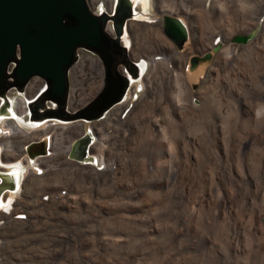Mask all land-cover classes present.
I'll use <instances>...</instances> for the list:
<instances>
[{
	"label": "rangeland",
	"instance_id": "rangeland-1",
	"mask_svg": "<svg viewBox=\"0 0 264 264\" xmlns=\"http://www.w3.org/2000/svg\"><path fill=\"white\" fill-rule=\"evenodd\" d=\"M260 1L163 0L165 11L191 25L187 53H210L212 59L186 71L183 86L172 75L175 86L165 93L173 106L161 103L153 86L137 102L139 84H132L124 104L133 108L121 118L113 110L93 124L94 166L77 169L57 151L40 164L45 168L40 175L23 167L15 212L23 210L26 218L6 216L0 264H264ZM152 32L171 47L158 27ZM237 36L248 40L237 42ZM132 51L137 56L136 48ZM169 64L147 69V82L165 68L176 72ZM75 88L72 93L79 95ZM18 91H10L14 102L21 97ZM54 121L47 130L59 135L62 126ZM42 127L31 135L41 136ZM79 128L72 127L73 134ZM100 157L105 167L98 171Z\"/></svg>",
	"mask_w": 264,
	"mask_h": 264
},
{
	"label": "flooded vegetation",
	"instance_id": "flooded-vegetation-1",
	"mask_svg": "<svg viewBox=\"0 0 264 264\" xmlns=\"http://www.w3.org/2000/svg\"><path fill=\"white\" fill-rule=\"evenodd\" d=\"M208 2H210V0H207V3ZM207 3H205L204 6H207ZM149 5L150 10H148ZM88 7L93 15L100 17L103 30L109 38V45L107 48L109 53L108 59L103 60L100 53L85 46H78L75 49L74 60L67 69L68 86L64 102L59 104L56 100L48 97L46 95L47 88L34 100L28 103V121H24L21 115H19V112L13 109L12 99L9 96L11 93L10 91L12 89H18V92L31 90L34 84L36 85L37 82H39L38 78L43 79L45 82L46 80L41 76H37L38 78L33 76L27 81L25 86L20 89L15 86V79L9 78L10 84L7 86L4 93V96H7L10 101L13 114L21 118L22 122H20V124L23 125L25 123V125L34 127L41 122L56 119L63 129V131L59 132V135L61 134L59 136L60 142L57 143L61 146L62 150L58 151L64 153V149L68 147L69 151L66 158L80 165L87 163L85 160L92 156L91 151L98 142L94 131V122L103 121L113 110H118V118H121L133 108L134 104H129L128 106L124 104L127 91L132 84H139L138 91H140V93L136 99L137 102H140L146 97L147 87L153 86L155 88L154 94L156 95V93L160 92L162 96L160 102L173 106V101H171L169 95L165 93L168 89L170 90L175 86L172 81V75L176 74L178 84L183 86L185 85L184 74L186 71L189 69L194 71L198 68L200 64L206 61V59H204L206 55L210 56L209 60L212 59L210 53L204 55H200L199 53H187L185 44L189 40V28L191 25L185 20L184 16L165 11L163 0H104L103 2L99 0L98 4H90ZM152 12L155 14V17H148L147 15ZM165 16H171L177 19L181 27H183L184 36L186 37L185 41L181 42V39L178 37L170 38L164 34L171 42L170 48L152 32V28L157 27L161 32L163 31ZM136 24L141 25V28ZM117 31H119V34H117ZM134 48H136L137 56L132 55V50ZM156 48L158 49L157 51ZM155 52H159L160 54H155ZM83 55H87L90 58V63L88 65H86L85 61L81 58ZM82 60L84 64L80 68L79 66ZM167 61L172 63L169 64L168 67H172L173 65L176 72L172 70L169 71L165 68V72H161L160 76H156L153 81L147 82V78L150 76L147 69L156 62L167 64ZM74 71L77 72V75L87 72L91 80V91L86 104L79 108H76L79 95L77 93H72L70 87V78L72 80ZM111 88H113V92H110ZM112 99L116 100L111 103ZM2 104V96H0V108ZM85 109H88L90 118H79L76 116ZM3 120L13 123L16 119L10 117ZM83 122L89 125L81 127ZM76 125L80 126V130L78 134H73L71 129ZM71 137L73 138L70 142ZM83 138H87L83 156L80 159H76L71 156V153L75 143ZM43 142L46 144L45 140ZM65 142L66 145L63 147V143ZM34 149L35 146H30L28 148V150ZM15 173L16 171L14 170L8 179L9 181H13V177L16 175ZM18 180L20 179L18 178ZM18 180L10 185L4 181L0 186L1 198L8 193L6 197L9 201H13L14 194H12V190L18 189Z\"/></svg>",
	"mask_w": 264,
	"mask_h": 264
},
{
	"label": "water",
	"instance_id": "water-1",
	"mask_svg": "<svg viewBox=\"0 0 264 264\" xmlns=\"http://www.w3.org/2000/svg\"><path fill=\"white\" fill-rule=\"evenodd\" d=\"M164 19L163 34L184 42V29L178 20L171 16ZM101 21L90 12L86 0H0V96L4 97L9 78L15 79V86L21 89L31 77L41 76L49 83L46 95L62 104L68 86L67 69L78 46L108 59L109 38ZM234 40L245 42L248 37L237 36ZM76 116L90 118L88 109ZM43 141L27 154L33 157L44 153ZM86 142L87 138L78 140L71 156L80 159Z\"/></svg>",
	"mask_w": 264,
	"mask_h": 264
},
{
	"label": "built area",
	"instance_id": "built-area-1",
	"mask_svg": "<svg viewBox=\"0 0 264 264\" xmlns=\"http://www.w3.org/2000/svg\"><path fill=\"white\" fill-rule=\"evenodd\" d=\"M218 40V39H217ZM83 60H86V62L89 64V58L86 57ZM86 64V63H85ZM87 64V65H88ZM37 77V76H36ZM38 78V77H37ZM77 82H74V87H76V91L79 93V101L76 103V108H79L82 106V98L87 97V91H91L90 89V77L87 75V72H83L79 75H77ZM39 79V82L37 84H34V87L31 90H24L19 92V95L21 96L16 100L15 102L12 100V107L15 111L19 112L21 117L25 120L28 121V110H27V105L30 101L34 100L39 94H41L43 91H45L47 88H49V83L46 80V82L43 79ZM70 87H73V76L71 80V85ZM13 90V89H12ZM11 98V96H10ZM19 99H23L26 104L22 107L20 106L18 101ZM75 108V109H76ZM3 120V119H0ZM54 119H51L46 122H41L40 124H37L34 127L30 126H24V129L20 127V125L17 124H12L8 128H5L3 131H0V135L5 136V137H10L13 135L18 136L19 133H22L21 135H26L24 144L20 147V149H15L13 146L10 145V143H3L0 142V186L4 183L6 179L10 178V175L13 173L15 166L18 164H21L24 167L25 172L29 174L31 171L32 174L34 175H40L44 172L45 168L40 166L42 162H44L46 159L51 158L52 156L56 155V145L54 141V137L59 135L54 134L49 130H47V126L51 125H56V122ZM50 122V124H48ZM44 124V127H42V134L41 136L37 135H31V132H34L35 128H38ZM46 126V127H45ZM17 130L18 132L15 133L14 131ZM33 130V131H31ZM25 133V134H24ZM46 141V146H45V153H37L35 156L31 157L27 154V150L30 146H35L38 142L40 141ZM68 147L64 149V155L68 154ZM16 154V159L13 161H8L7 158L12 155ZM103 157V155H102ZM85 164H82L83 166H94L95 162V157L92 155L91 157H88L85 160ZM103 164V163H102ZM78 164L77 166H82ZM104 168V164L101 167V169ZM99 169V170H101ZM24 172V174H25ZM25 175L21 176L20 178V186L18 189L12 190V194H16V199L14 201H9L8 198L6 197L7 194L3 198L0 196V228L3 226V224L6 223L7 219L6 216L10 215L9 218L11 219L12 217L14 218H19V219H25L26 218V213L23 210H18L15 212V207L20 205V200L17 196L20 194V190L22 188V182L24 181ZM9 192V190L7 189Z\"/></svg>",
	"mask_w": 264,
	"mask_h": 264
},
{
	"label": "bare ground",
	"instance_id": "bare-ground-1",
	"mask_svg": "<svg viewBox=\"0 0 264 264\" xmlns=\"http://www.w3.org/2000/svg\"><path fill=\"white\" fill-rule=\"evenodd\" d=\"M90 1V4L91 5H95L96 3L98 4V2H99V0H89ZM209 1V0H208ZM264 5V0H262V1H260V4L258 5V7H261V6H263ZM234 53H236L235 51H233ZM88 57V56H87ZM89 58V57H88ZM90 59V58H89ZM96 61V60H95ZM146 63V62H145ZM82 64H84L83 62H82ZM143 72H144V70H143ZM75 75H76V77H77V72H75ZM77 79V78H76ZM33 86V85H32ZM73 87H74V81H73ZM76 90V88L74 89V91ZM88 92V91H87ZM85 98V97H84ZM83 99V98H82ZM76 100V99H75ZM2 101H3V104H2V106H1V108H0V119H5V118H10V117H14L16 120H14V122L16 123V122H22V120H21V118L19 117V116H17L16 114H13V112H12V110H11V105H10V101H9V99H8V97L7 96H4V97H2ZM18 103H19V105L21 106L22 105V107L26 104V102L23 100V99H19V101H18ZM20 112V111H19ZM260 113H262V110H259L258 111V115H260ZM20 115V114H19ZM12 121V120H11ZM25 121V120H24ZM27 124V123H26ZM24 126H25V123L23 124ZM26 126H28V125H26ZM31 127H33V126H31ZM25 134V133H24ZM25 135H27V134H25ZM57 138H59V137H57V136H55L54 137V141H55V144H57V143H59L60 142V139H59V141H58V139ZM57 139V140H56ZM59 146V145H58ZM56 150H57V148H58V150H62L61 149V147H57V145H56ZM100 163H101V161H102V163L104 162V160L102 159L101 160V157H100ZM105 164V163H104ZM85 170V169H88V168H86V165H82V166H76V168L77 169H80V170H83L82 168ZM105 167V166H104ZM94 168V167H93ZM93 168H92V170H93ZM104 168H102L101 170H103ZM101 170H98V171H101ZM89 171H91V170H89ZM96 174V173H95ZM96 175H98V174H96ZM89 176V175H88ZM239 184V183H238ZM238 186V185H237ZM237 188V187H236ZM249 191V190H248ZM250 199V198H249ZM181 214V213H180ZM192 215V214H191ZM209 220V219H208ZM249 226V225H248ZM254 227V226H253ZM240 230H241V226H238L237 228H236V234H235V236H236V238H238V235H241V234H239L240 233ZM224 234H225V232H224ZM239 239H241L240 237H239ZM238 241V240H237ZM240 241V240H239ZM238 241V242H239ZM189 243V242H188ZM224 245V244H223ZM205 261V260H204Z\"/></svg>",
	"mask_w": 264,
	"mask_h": 264
},
{
	"label": "crops",
	"instance_id": "crops-1",
	"mask_svg": "<svg viewBox=\"0 0 264 264\" xmlns=\"http://www.w3.org/2000/svg\"><path fill=\"white\" fill-rule=\"evenodd\" d=\"M4 121V122H3ZM0 121V131H3L5 128H8L10 126V124H14L13 123H10L8 121ZM3 123H6V124H9L8 126L7 125H4L3 126ZM16 137V135H13V136H10V137H5V136H2L0 135V142H3V143H10L11 146H13L15 149H20V147L24 144V141H25V137L26 136H20L19 138L17 139H14ZM14 159H16V154H12L10 155L7 160L8 161H13ZM21 165V164H20ZM19 164L15 166V171H16V175L13 177V181H9L8 179L5 180V183L7 184H14V181H17L18 178L20 179L22 175V172H23V166L21 165L20 166ZM1 174V173H0ZM18 185L20 186V180H18Z\"/></svg>",
	"mask_w": 264,
	"mask_h": 264
},
{
	"label": "clouds",
	"instance_id": "clouds-1",
	"mask_svg": "<svg viewBox=\"0 0 264 264\" xmlns=\"http://www.w3.org/2000/svg\"><path fill=\"white\" fill-rule=\"evenodd\" d=\"M247 6V5H246ZM261 108H264V107H261Z\"/></svg>",
	"mask_w": 264,
	"mask_h": 264
}]
</instances>
